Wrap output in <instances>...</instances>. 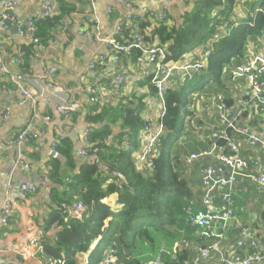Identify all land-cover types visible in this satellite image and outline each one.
Returning a JSON list of instances; mask_svg holds the SVG:
<instances>
[{"label": "crops", "instance_id": "1", "mask_svg": "<svg viewBox=\"0 0 264 264\" xmlns=\"http://www.w3.org/2000/svg\"><path fill=\"white\" fill-rule=\"evenodd\" d=\"M125 1L131 4L130 8H126L120 0H54L53 15H60V20L46 32L45 36L43 33L39 47L31 41L33 34L27 33L21 37L18 32L19 29L27 27L29 17H43L48 0H0V15L5 5L12 4L8 10V17L2 20L0 45H3L4 49L0 50V57L10 70L23 74L22 70L26 69L22 85L31 91L35 99L33 102L27 100L23 105H19L21 91L0 65V208L6 201L10 202L12 208L8 224L3 226L0 221V264H42L39 258L41 240L46 235H54V228L45 230V222L53 207L51 192L55 188L61 190V186L53 182L49 176L52 166L50 150L54 143L59 144L67 138L72 143L75 162L79 164L83 160L78 150L87 149L92 145L89 141H84V132L88 130L89 133L91 127L97 126L87 119L94 104L91 100L92 94L88 92L89 86L98 88L97 97L102 106L119 107L132 100L140 106L142 120L158 119L159 101L149 79L143 75V69L146 67L144 55L138 50H132L130 54L114 51L109 49L105 42H98L78 33L79 29L85 26V17L90 15L96 21L98 32L105 40L122 44L130 39L133 31L131 27L116 31L117 21L127 13H134L139 16L138 25L145 20L152 23L155 17L150 14L160 13L162 9V5L155 0ZM190 8L189 0H175L166 15L168 24L179 23L181 15ZM245 14V11L237 7L234 9L233 15L237 18ZM14 27H17L16 31ZM150 29L148 27L142 33L147 36ZM142 42L144 45L156 44L143 39ZM23 44L30 47L26 63ZM195 52L198 53L200 50ZM256 53H264L263 42L259 45L257 43L255 47H249L246 59L235 67L247 64ZM99 54H106V61L91 69L89 63ZM113 54L119 56L118 63L111 59ZM16 57L18 62L12 63ZM193 57L190 54L187 59L193 61ZM27 63L29 64L26 67ZM120 64L125 67L124 79L116 87L115 77ZM51 70L53 74L49 73ZM232 77L235 79L227 82L229 91L212 88L195 98V121L190 126H193L190 128L193 137L191 141L185 136L183 138L187 139L189 148L196 149H192L191 152L210 149L211 143L209 145L207 143L210 141L211 133L223 126L217 109L218 97L221 96L223 101L226 98L233 101V109L228 108V112H232L234 108L236 109L237 99L251 91L250 82L246 77ZM180 84V76L175 74L170 85L177 88ZM68 104H73V110L70 117L65 118L57 111V107ZM244 112V116L238 121V127L252 133H263V107L252 106ZM5 113L8 115L7 118L3 117ZM30 120L33 122V132L36 136L29 142L16 144L13 139L14 133L22 130ZM42 129L45 131L43 136L40 135ZM119 130L118 127L114 128L113 134ZM231 137L239 145L240 154L247 166L240 171L234 185L235 213L226 230L236 233L242 227H249L264 238V228L260 220L264 209V183L257 181L258 175L264 174V148L250 145L237 133H232ZM140 138L141 146L135 156L143 150L146 143L142 134ZM189 148L188 150H191ZM61 157L64 159L63 165L59 160L61 169L67 173L75 171L69 169L66 159ZM218 162L216 153L199 157L191 163L184 160V166L187 168L185 176L193 193L189 205L194 209L200 207L203 197L199 167ZM24 164L27 166L24 167ZM23 182H32L36 185V190L25 199L19 198L16 193L17 185ZM103 201L114 207L115 196L111 195ZM219 229V226L215 227V230ZM195 230L198 232L197 227ZM238 234L231 237L226 231L222 248L227 254L236 250L233 241L237 239ZM33 239H38V242L30 243ZM162 247H165V244H162ZM24 248L28 250L26 254L23 252ZM87 256L86 253L78 254L77 264H85ZM158 256L155 254L151 260ZM214 261L218 263L216 257Z\"/></svg>", "mask_w": 264, "mask_h": 264}, {"label": "trees", "instance_id": "2", "mask_svg": "<svg viewBox=\"0 0 264 264\" xmlns=\"http://www.w3.org/2000/svg\"><path fill=\"white\" fill-rule=\"evenodd\" d=\"M189 1L190 10L181 15L177 24H168L166 17L139 25L141 33L151 28L147 36L142 33L143 41L165 47L166 61L181 63L190 54L194 61L209 51L200 74L166 90L161 119L164 133L157 140L150 166L134 158L141 146L143 127L137 102L126 100L119 107L94 102L87 118L97 124L88 133L90 157L77 164L67 138L60 141L56 150L66 159L69 169L75 171H63L59 159L52 157L49 176L61 190L55 188L51 192L53 207L45 230L54 228V235L41 240L42 264H50L51 260L77 264L80 253L88 255L85 264H101L110 247L115 249L117 264H147L155 254L161 264H191L198 248L212 242L199 235L201 230L197 232L186 219L185 209L191 204L193 193L185 176L184 160L193 148L183 138L191 141L193 137L190 126L195 121V98L212 88L229 91L227 82L235 79L231 70L243 63L249 47L264 43V0H242L249 11L238 21L231 20L237 0ZM59 20L60 15L41 18L33 37L40 42L43 33L45 36ZM22 46L26 58L30 47ZM224 103L227 108L234 105L229 98ZM116 127L120 130L113 134ZM124 140L128 149L122 145ZM214 141L221 147L225 145L223 138ZM111 195L115 196L114 207L103 201ZM77 201L85 206L81 219L69 216L62 206L65 203L70 207ZM260 220L264 228V209ZM238 232L239 229L236 233L227 230L231 237ZM95 238L99 241L91 247Z\"/></svg>", "mask_w": 264, "mask_h": 264}, {"label": "built area", "instance_id": "3", "mask_svg": "<svg viewBox=\"0 0 264 264\" xmlns=\"http://www.w3.org/2000/svg\"><path fill=\"white\" fill-rule=\"evenodd\" d=\"M120 1L126 8L131 7L129 2L125 0ZM155 1L162 5L161 12L157 14L151 13L150 15L155 17L156 20H162L166 17L168 10L174 4L175 0ZM11 6V3L5 5L0 15V31L2 28V20L8 17V10ZM53 11L54 0H48L45 6V12L41 18L50 17L53 15ZM41 18L29 17L27 19V27L25 29H19V36L23 37L27 33L32 35L36 30L37 22ZM139 20L138 15L127 13L117 21L115 24L116 31H120L124 27H131L133 31L130 39L122 44L116 43L113 40H105L98 32L96 21L90 15L85 17V26L80 28L78 33L87 36L89 39L105 42L107 47L114 51L130 54L132 50H138L144 55L146 67L143 69V75L149 79L150 84L154 88L155 95L159 101V113L156 121L144 119L140 134L144 136L146 143L143 150L135 156V161L149 167L150 157L155 151L157 140L159 136L164 133V126L161 119L165 113V92L168 88L172 87L170 85L171 79L175 74H179L181 83L184 80L192 81L196 75L201 73L206 63L207 56L209 55V51L200 54L199 59L194 61L190 59H186L181 63L166 61L165 47L159 46L158 44H143V36L141 35V30L138 25L140 22ZM31 41L39 47L41 46L38 38L32 37ZM3 49V45H0V50ZM106 59V54L96 55L89 63V67L94 69L96 65L104 64ZM111 59L115 63L119 62V56L116 54L111 55ZM17 62L18 57L13 58L12 63ZM0 65L5 69L9 79L21 91L22 98L18 104L23 105L27 100H32V102L35 101L31 91L24 88L22 85L23 74L6 67L1 57ZM124 70V65L120 64L115 77L116 87H118V84L124 79ZM49 73L53 74V70ZM231 75L246 77L250 82L251 91L237 99L236 109L234 108L232 116L229 119H227V114L229 113L228 108L222 97L219 96L217 109L223 126L211 133L210 149L191 153L185 157L186 162L191 163L199 157L216 153L219 161L218 164H205L199 167L198 172L203 187V197L200 202V207L194 209L189 205L185 209L188 223L200 229L201 236L212 239L210 244L198 248L197 254L191 264H264V238L259 236L258 232L252 228H240L238 237L234 241L236 250L227 254L222 248L223 242L226 239V229L232 222L235 213L234 185L240 171L247 166L246 161L240 154L239 145L231 135L232 133H237L250 145L264 148V131L263 133H252L244 128L238 127V121L241 119L246 109L252 106H262L264 111V53H256L247 64L234 67L231 70ZM88 92L92 94L91 100H93V102L99 101L97 97L98 88L89 86ZM72 110L73 104L57 107V111L65 118L70 117ZM3 117L7 118L8 115L5 113ZM228 130L230 133H228ZM44 133L45 131L42 129L40 135L43 136ZM87 133L88 130H85L83 137L85 142H88ZM35 136L36 134L33 132V122L30 120L22 130L14 133L13 139L16 144L20 145L21 143L31 141ZM215 138H223L225 140V145L223 147L217 145L214 141ZM122 145L128 149L127 140H124ZM57 146L58 143L52 145L50 150L52 157H57L58 155L56 150ZM78 154L83 159L90 157L86 148L79 149ZM23 166L26 167L27 165L24 164ZM257 181L261 184L264 183L263 173L258 175ZM35 190L36 185L32 182L19 183L16 187V193L21 199L27 198L29 194L33 193ZM62 206L67 209L69 216L76 219H81L83 217L85 206L81 201L74 202L70 207L65 203H63ZM11 213V204L6 201L0 208V221L3 226L8 224ZM217 226L220 227L218 231L215 230ZM98 241L99 238H95L91 247L96 246ZM37 242L38 239L30 241L32 244ZM23 252L26 254L28 250L24 248ZM214 257H216L218 263L214 261ZM50 264H64V261L51 260ZM101 264H117L115 249L113 247L107 250ZM147 264H161L160 257H156Z\"/></svg>", "mask_w": 264, "mask_h": 264}, {"label": "rangeland", "instance_id": "4", "mask_svg": "<svg viewBox=\"0 0 264 264\" xmlns=\"http://www.w3.org/2000/svg\"><path fill=\"white\" fill-rule=\"evenodd\" d=\"M235 5H236V7L238 9H241L242 11H245V13H247L249 11L248 5L246 4V2H244L242 0H237ZM238 19H237V16L236 15L235 16L233 15L232 18H231L232 21H238ZM226 77H227V75H226ZM144 119L147 120L146 118H144ZM144 119H143V121H144ZM191 153H195V152H190L189 154H191ZM189 154H187V155H189Z\"/></svg>", "mask_w": 264, "mask_h": 264}, {"label": "water", "instance_id": "5", "mask_svg": "<svg viewBox=\"0 0 264 264\" xmlns=\"http://www.w3.org/2000/svg\"><path fill=\"white\" fill-rule=\"evenodd\" d=\"M16 28H17V27H14V31H16ZM231 116H232V112H229V113L227 114V119H229ZM56 158H58V159L61 161V165L64 164V159H63L59 154L57 155ZM191 226H192L193 228L196 229V226H194V225H191Z\"/></svg>", "mask_w": 264, "mask_h": 264}]
</instances>
